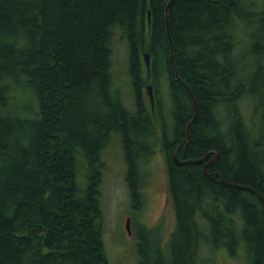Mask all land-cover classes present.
<instances>
[{
  "label": "trees",
  "instance_id": "trees-1",
  "mask_svg": "<svg viewBox=\"0 0 264 264\" xmlns=\"http://www.w3.org/2000/svg\"><path fill=\"white\" fill-rule=\"evenodd\" d=\"M170 2L0 0V264H110L100 186L115 135L136 208L144 165L158 148L167 154L175 230L169 252L151 254L153 236L143 229L141 264H199L202 256L207 264L220 250L264 264V202L221 181L264 199V2L247 48L235 35L243 0H174L168 10ZM118 39L128 50L134 111L114 88ZM247 56L256 63L242 76ZM190 123L178 157L216 151L210 175L205 163L174 159Z\"/></svg>",
  "mask_w": 264,
  "mask_h": 264
},
{
  "label": "rangeland",
  "instance_id": "rangeland-1",
  "mask_svg": "<svg viewBox=\"0 0 264 264\" xmlns=\"http://www.w3.org/2000/svg\"><path fill=\"white\" fill-rule=\"evenodd\" d=\"M246 4L247 15L243 19L238 20L235 35L237 39L244 42L243 48H247L250 37L256 30V14L262 10L263 0H243ZM246 43V44H245ZM242 48V49H243ZM241 49V48H240ZM242 49L240 51H242ZM256 59L253 56H247L244 61L246 68L242 72V76H247L253 70ZM128 50L126 42L118 39L115 46V57L113 62V73L115 86L117 91L122 94L125 105L132 111L135 110L134 92L132 89V80L128 72ZM151 85V84H149ZM148 85V86H149ZM147 86V87H148ZM163 86L166 85L163 83ZM144 90L145 98L150 111H152L151 100L147 91ZM244 111L250 119L252 109L248 106ZM153 112V111H152ZM154 115V114H153ZM157 131L160 132V126L157 119L154 118ZM254 123L259 122V115L254 118ZM104 167L102 169L103 182L100 186L101 206L104 218V244L106 254L110 264H141L140 253L136 247L132 245L133 238L129 237L126 229V221L128 216L135 218L131 222L132 229L136 230L139 220L143 221L142 229H146L153 236L152 251L164 250L167 244L172 240V233L175 230L176 215L171 202L168 159L167 154L157 149L150 162L144 165L143 170L146 177L142 183L141 191L143 193L142 210L134 206L130 188L127 181L128 166L125 159L124 149L119 136L115 135L109 146L103 153ZM86 170L80 169V177H83ZM85 186V178L80 180ZM142 212H140V211ZM163 211L166 212L164 227L162 231L158 229L157 223L162 219ZM137 221V222H136ZM150 254V255H151ZM199 264H206L205 256L201 257ZM207 264H247L245 258L238 257L233 259L225 251H217Z\"/></svg>",
  "mask_w": 264,
  "mask_h": 264
},
{
  "label": "water",
  "instance_id": "water-1",
  "mask_svg": "<svg viewBox=\"0 0 264 264\" xmlns=\"http://www.w3.org/2000/svg\"><path fill=\"white\" fill-rule=\"evenodd\" d=\"M174 0H171V2L169 3L168 5V10L172 4ZM168 10H167V14H168ZM148 18H149V24L151 25V22H152V15H151V12L148 13ZM144 61H145V64L147 66V69L149 71V77H150V69H151V56L149 54H145L144 55ZM172 65H173V69L175 71V74H176V78L180 81H182V79L180 78V75L177 71V67H176V62H175V49H173V52H172ZM186 86L188 87L191 95L193 97L194 96V93L192 91V89L186 84ZM147 91H148V94H149V97H150V100H151V104H152V111H153V114H154V117L156 118V114H155V109H156V98H155V90H154V86L153 85H149L147 87ZM195 110H196V114H195V117L193 119V121L197 118V102L195 100ZM192 123V122H191ZM191 123L188 125L187 127V136H186V140L177 148L176 152H175V161L178 163V164H201V163H204L209 157H212L211 160L206 163L204 169H205V172L206 174L210 175L209 174V167L215 163L217 160H218V153L216 151H212L208 154H206L204 157L200 158V159H196V160H187V161H181L179 160L178 158V155H179V152L188 144V142L190 141V138H191ZM217 176H219L217 174ZM221 181L228 185V186H231V187H235V188H239V189H243V190H249L251 192H253V190L251 188H248V187H244V186H238V185H235V184H232V183H229L227 181H225L224 179H221ZM255 194H257L255 191L253 192ZM261 199L262 197L260 195H258ZM263 200V199H262ZM264 201V200H263ZM129 223L128 222V227H129Z\"/></svg>",
  "mask_w": 264,
  "mask_h": 264
},
{
  "label": "flooded vegetation",
  "instance_id": "flooded-vegetation-1",
  "mask_svg": "<svg viewBox=\"0 0 264 264\" xmlns=\"http://www.w3.org/2000/svg\"><path fill=\"white\" fill-rule=\"evenodd\" d=\"M139 208H140V210H142V207H139ZM142 211H140V212H142ZM165 214H166V212L163 211L162 219L157 223V225H155V226H158V229L160 231H162V229L164 227V221L167 218V217H165ZM132 221H135V218L132 217V216H128L127 217V221H126V229H127V233L129 235V237L130 238L134 237L133 238L134 241H133L132 245L134 247H136V250L140 253L139 249H140L141 244H143V240H142L143 237L142 236H144L143 235V229H142L143 225L142 224H144V223H143V221L139 220L138 223H137V227L138 228L136 230L135 229L133 230L132 226H131V222ZM128 222H130L129 223V227H128Z\"/></svg>",
  "mask_w": 264,
  "mask_h": 264
},
{
  "label": "bare ground",
  "instance_id": "bare-ground-1",
  "mask_svg": "<svg viewBox=\"0 0 264 264\" xmlns=\"http://www.w3.org/2000/svg\"><path fill=\"white\" fill-rule=\"evenodd\" d=\"M174 49V48H173ZM172 52H173V50H172ZM171 57H172V55H171ZM114 88H117V86H115V81H114ZM156 98V97H155ZM176 152V151H175ZM175 155V154H174ZM179 156V155H178ZM179 158V157H178ZM211 158L212 157H210V159L208 158L204 163H205V165H206V163H208L210 160H211ZM174 159H175V157H174ZM180 160V159H179ZM182 161V160H181ZM177 163V162H176ZM252 189V188H251ZM253 190V192H254V189H252ZM255 194V193H254ZM257 196L259 195L258 193L256 194ZM261 196V195H260ZM259 197V196H258ZM262 197V196H261ZM260 198V197H259ZM261 199V198H260ZM263 199V198H262ZM261 199V200H262ZM264 200V199H263ZM262 200V201H263ZM264 202V201H263Z\"/></svg>",
  "mask_w": 264,
  "mask_h": 264
}]
</instances>
